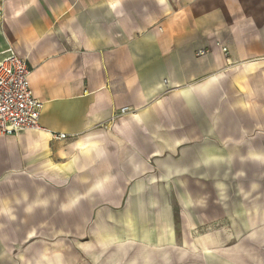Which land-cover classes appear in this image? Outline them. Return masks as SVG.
<instances>
[{
  "label": "crops",
  "instance_id": "obj_1",
  "mask_svg": "<svg viewBox=\"0 0 264 264\" xmlns=\"http://www.w3.org/2000/svg\"><path fill=\"white\" fill-rule=\"evenodd\" d=\"M8 46L43 110L0 136V264L175 244L191 212L230 221L217 261L264 264V0H0Z\"/></svg>",
  "mask_w": 264,
  "mask_h": 264
},
{
  "label": "rangeland",
  "instance_id": "obj_2",
  "mask_svg": "<svg viewBox=\"0 0 264 264\" xmlns=\"http://www.w3.org/2000/svg\"><path fill=\"white\" fill-rule=\"evenodd\" d=\"M223 41L234 44L233 39L229 37H221ZM229 183V182H228ZM231 188V186H229ZM253 214L252 212H249ZM196 212H191L190 223L183 222L181 215L174 214V223L172 224L175 229L176 243L175 244H162L160 246H150L145 243L128 242L126 246L113 245V247L105 248L104 252H97L95 256H90L87 260L85 256H78L77 264H230L227 260L219 262L215 258L216 246L215 236L219 238L220 246L229 247V241L226 242V235L230 229V221H218L217 223L200 224L194 221ZM255 219H252V218ZM250 220L255 221V229H257L261 220L259 215H250ZM115 225V224H114ZM113 230L115 234H123L130 232V229L118 227L107 228ZM254 229V230H255ZM139 235L145 234L144 230H138ZM159 229L155 230L157 234ZM225 236V239L222 238ZM144 241V240H143ZM219 246V247H220ZM125 247V248H124ZM137 247V248H136ZM153 247V248H152ZM161 248V249H160ZM206 248L211 249V253H206ZM261 249H258L257 252ZM100 253H102L100 255ZM252 257V256H251ZM256 258L264 256H255ZM253 258V257H252ZM245 263V262H244ZM249 264H255L253 260Z\"/></svg>",
  "mask_w": 264,
  "mask_h": 264
},
{
  "label": "built area",
  "instance_id": "obj_3",
  "mask_svg": "<svg viewBox=\"0 0 264 264\" xmlns=\"http://www.w3.org/2000/svg\"><path fill=\"white\" fill-rule=\"evenodd\" d=\"M217 46L225 58L226 66L232 64L231 44L218 40ZM207 50H199L197 57L208 56ZM0 59V136L19 135L41 129L43 103L33 95L30 85L31 70L27 60L14 47L8 46ZM129 109H122L124 115ZM115 117V116H114ZM55 140H64L67 134L53 133Z\"/></svg>",
  "mask_w": 264,
  "mask_h": 264
},
{
  "label": "bare ground",
  "instance_id": "obj_4",
  "mask_svg": "<svg viewBox=\"0 0 264 264\" xmlns=\"http://www.w3.org/2000/svg\"><path fill=\"white\" fill-rule=\"evenodd\" d=\"M158 234V233H157ZM127 242V241H126ZM113 247V246H112ZM125 248V247H124ZM137 248V247H136ZM153 248V247H152ZM161 249V248H160ZM212 251H211V249H209V248H206V253L207 254H209V253H211Z\"/></svg>",
  "mask_w": 264,
  "mask_h": 264
}]
</instances>
